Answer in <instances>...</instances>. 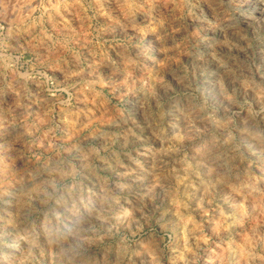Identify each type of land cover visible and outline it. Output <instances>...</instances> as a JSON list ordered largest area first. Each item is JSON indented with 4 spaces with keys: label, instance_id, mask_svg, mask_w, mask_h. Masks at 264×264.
Segmentation results:
<instances>
[{
    "label": "rangeland",
    "instance_id": "374dc122",
    "mask_svg": "<svg viewBox=\"0 0 264 264\" xmlns=\"http://www.w3.org/2000/svg\"><path fill=\"white\" fill-rule=\"evenodd\" d=\"M0 264H264V0H0Z\"/></svg>",
    "mask_w": 264,
    "mask_h": 264
},
{
    "label": "clouds",
    "instance_id": "9594fccd",
    "mask_svg": "<svg viewBox=\"0 0 264 264\" xmlns=\"http://www.w3.org/2000/svg\"><path fill=\"white\" fill-rule=\"evenodd\" d=\"M49 3H51V0H49ZM29 43H31L29 41ZM6 47V46H5ZM51 55L55 54V55H61V53H59L58 51L56 53H50ZM7 57H4L5 63L3 65V67L5 69H13V65L9 62H7ZM49 59H45L43 54L37 55V61L39 62L40 68L37 71V76H42L44 78V80L46 81V83L49 85V87L46 88V92L48 94L49 97H58L59 93L63 92V93H68V97L71 100V92L70 89L75 87V84L72 81H76L77 78L81 77L82 74L85 72V68L83 66H80L78 68H70L66 73L63 71V69L61 68V66L59 65V63L53 65L52 63H46ZM65 64L68 63L67 60L64 61ZM34 70H35V65L33 66ZM51 70V75H49V71ZM61 73H62V77H61ZM53 76H55L57 79H67L69 81V83L65 84L64 87L61 88H57L53 85ZM32 77H29V79H31ZM100 100V106H103L106 103V98L105 97H101V98H96L93 95L92 100H87V98L85 99L86 101H88L89 103H91L93 105V107H97L96 101ZM94 101V103H93ZM67 106L66 102L64 100L61 101L60 103V108L61 111L65 110V107ZM89 113L94 115L93 109L90 108L88 110V113H85V115L87 116ZM70 115H79L78 113H69ZM69 123H71L72 121L69 120ZM96 121H93L91 119H89L88 123L84 125V127H90L93 123H95Z\"/></svg>",
    "mask_w": 264,
    "mask_h": 264
}]
</instances>
